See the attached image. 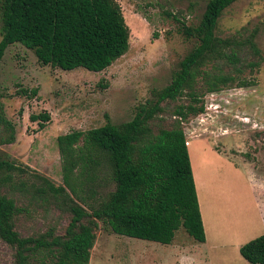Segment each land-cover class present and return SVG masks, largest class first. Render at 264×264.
Segmentation results:
<instances>
[{
    "label": "rangeland",
    "instance_id": "rangeland-1",
    "mask_svg": "<svg viewBox=\"0 0 264 264\" xmlns=\"http://www.w3.org/2000/svg\"><path fill=\"white\" fill-rule=\"evenodd\" d=\"M114 1L128 28V49L105 70L42 66L19 44L8 46L0 59V119L7 123L0 121V160L22 170L0 171V194L20 209L13 221L20 237L49 229L60 235L68 222L69 214L57 208L49 194L39 195L29 187H37L35 176L62 185L56 136L106 121H129L139 105L152 99V91L169 84L194 44L180 35L178 23L194 26L207 0ZM215 36L236 41L240 78L246 84L205 92L195 79L192 87L200 92L203 111L180 124L195 175L199 168L193 165L190 138L204 136L232 158L233 166L214 160L204 185L196 187L205 241L195 242L178 228L171 243L162 245L112 234L97 222L88 264H248L238 253L239 245L264 234V0L231 4L218 19ZM215 70L229 73L231 68L220 65ZM30 90L36 91L33 97ZM188 101L183 94L163 102L162 112L148 122L151 133L171 128L174 109ZM39 113L49 116L42 130L29 119ZM9 137L12 142L4 143ZM0 264H14L13 250L1 240Z\"/></svg>",
    "mask_w": 264,
    "mask_h": 264
},
{
    "label": "trees",
    "instance_id": "trees-1",
    "mask_svg": "<svg viewBox=\"0 0 264 264\" xmlns=\"http://www.w3.org/2000/svg\"><path fill=\"white\" fill-rule=\"evenodd\" d=\"M236 1L207 0L194 26L172 17L180 35L194 44L178 62L169 84L152 91V99L139 105L129 121L117 125L106 121L97 128L56 136L62 185L35 176L37 187L34 183L29 187L39 195L49 194L57 208L69 214L62 234L49 229L20 237L13 223L20 209L0 194V240L13 250L14 264H88L97 222L112 234L162 245L171 243L178 228L195 242H204L180 124L203 111L200 92L192 87L195 79L201 80L205 92L246 84L240 78L236 41L215 36L222 12ZM128 36L114 0H0V59L8 46L19 44L42 66L98 73L125 54ZM248 44L255 50L250 39ZM220 65L231 71H216ZM28 93L33 97L36 91ZM183 94L189 101L174 109L171 128L152 134L148 122L162 112L161 104ZM29 119L42 130L49 116L39 113ZM11 142V137L4 140ZM2 170L22 173L6 160H0ZM20 186L24 188L23 183ZM238 253L248 264H264V234L241 245Z\"/></svg>",
    "mask_w": 264,
    "mask_h": 264
},
{
    "label": "crops",
    "instance_id": "crops-1",
    "mask_svg": "<svg viewBox=\"0 0 264 264\" xmlns=\"http://www.w3.org/2000/svg\"><path fill=\"white\" fill-rule=\"evenodd\" d=\"M188 141H189V144L191 146V151L193 153V158H194V164L193 165L196 168H199V171L195 175L194 170H193V166H192V162H191L190 151L188 149V145H186L190 169H191V174H192V180H193L194 189H195L196 200H197V204H198V210H199L202 228H203V232H204V236H205L203 217H202L200 203H199L198 196H197V188H196L197 184L199 187H202L204 185L203 181L205 178V174H207V171L209 170L208 168L210 165H212L214 160L223 161L224 163L233 166V164L231 162L232 160H230L232 158L227 156L225 151L219 149V147L215 146V144L209 142V140L204 136H196V137L190 138ZM186 143H187V141H186ZM261 191H262V195H263L262 188H261ZM205 239H206V237H205ZM240 246L241 245H239V247Z\"/></svg>",
    "mask_w": 264,
    "mask_h": 264
}]
</instances>
